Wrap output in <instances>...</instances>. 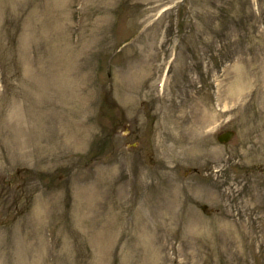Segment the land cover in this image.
Segmentation results:
<instances>
[{
    "label": "rangeland",
    "instance_id": "rangeland-1",
    "mask_svg": "<svg viewBox=\"0 0 264 264\" xmlns=\"http://www.w3.org/2000/svg\"><path fill=\"white\" fill-rule=\"evenodd\" d=\"M0 264H264V0H0Z\"/></svg>",
    "mask_w": 264,
    "mask_h": 264
},
{
    "label": "water",
    "instance_id": "water-1",
    "mask_svg": "<svg viewBox=\"0 0 264 264\" xmlns=\"http://www.w3.org/2000/svg\"><path fill=\"white\" fill-rule=\"evenodd\" d=\"M231 135H232V132H226L225 134L221 135L219 139L220 141H226L230 138Z\"/></svg>",
    "mask_w": 264,
    "mask_h": 264
},
{
    "label": "bare ground",
    "instance_id": "bare-ground-1",
    "mask_svg": "<svg viewBox=\"0 0 264 264\" xmlns=\"http://www.w3.org/2000/svg\"><path fill=\"white\" fill-rule=\"evenodd\" d=\"M240 93H241V91L239 92V95H240ZM180 142H181L182 144H186V143H187V140L184 139V138H182V139L180 140ZM192 149H193V147H192Z\"/></svg>",
    "mask_w": 264,
    "mask_h": 264
}]
</instances>
